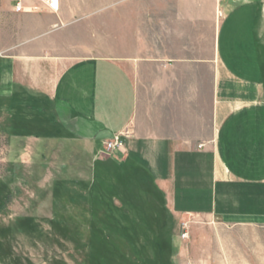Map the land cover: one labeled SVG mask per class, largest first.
Listing matches in <instances>:
<instances>
[{
	"label": "crops",
	"instance_id": "obj_1",
	"mask_svg": "<svg viewBox=\"0 0 264 264\" xmlns=\"http://www.w3.org/2000/svg\"><path fill=\"white\" fill-rule=\"evenodd\" d=\"M210 1L211 56L186 46L147 61L144 82L136 58L54 52L43 33L1 55L0 134L20 139L23 157L66 145L100 156L112 184L147 191L170 214L264 226V0ZM193 8L200 45V0ZM115 136L116 157L101 156Z\"/></svg>",
	"mask_w": 264,
	"mask_h": 264
},
{
	"label": "rangeland",
	"instance_id": "obj_2",
	"mask_svg": "<svg viewBox=\"0 0 264 264\" xmlns=\"http://www.w3.org/2000/svg\"><path fill=\"white\" fill-rule=\"evenodd\" d=\"M195 1L59 0L53 9L46 0H0V56L43 33L54 52L136 58L144 82L147 61L163 64L186 46L211 56L216 17L200 0L193 43ZM72 147L23 157L20 139L0 134V264H264V226L170 214L147 191L112 184L96 169L100 156Z\"/></svg>",
	"mask_w": 264,
	"mask_h": 264
},
{
	"label": "built area",
	"instance_id": "obj_3",
	"mask_svg": "<svg viewBox=\"0 0 264 264\" xmlns=\"http://www.w3.org/2000/svg\"><path fill=\"white\" fill-rule=\"evenodd\" d=\"M48 1H47V3H48V5L50 7H52L53 9H57L58 5H53L54 3H53L52 0H50V2H48ZM18 9H20V7H18ZM121 145H122V139H121V137L120 136H115L113 139H110V140H107V141L104 142V151L103 152H104V154L105 153H109L111 150L117 149Z\"/></svg>",
	"mask_w": 264,
	"mask_h": 264
},
{
	"label": "trees",
	"instance_id": "obj_4",
	"mask_svg": "<svg viewBox=\"0 0 264 264\" xmlns=\"http://www.w3.org/2000/svg\"><path fill=\"white\" fill-rule=\"evenodd\" d=\"M94 231V230H93ZM95 234H97V235H100V237L99 236H97V237H99V239L102 241V242H104V241H107V240H105L104 239V236H103V233L100 231L99 233L97 232V231H95V233L93 234V236L95 237ZM167 234V233H166ZM166 234H164V237L165 236H167ZM161 235H163V234H161ZM162 238H160V240L163 242V240H165L164 238H163V236H161ZM168 239L166 238V241H167Z\"/></svg>",
	"mask_w": 264,
	"mask_h": 264
},
{
	"label": "bare ground",
	"instance_id": "obj_5",
	"mask_svg": "<svg viewBox=\"0 0 264 264\" xmlns=\"http://www.w3.org/2000/svg\"><path fill=\"white\" fill-rule=\"evenodd\" d=\"M48 1V0H47ZM53 1V5H57V0H52ZM48 2H50V0L48 1Z\"/></svg>",
	"mask_w": 264,
	"mask_h": 264
}]
</instances>
